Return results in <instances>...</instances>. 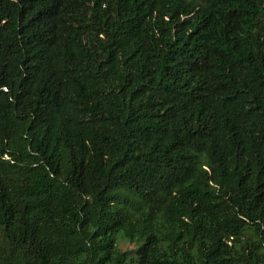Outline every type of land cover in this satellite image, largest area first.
<instances>
[{
  "label": "trees",
  "instance_id": "1",
  "mask_svg": "<svg viewBox=\"0 0 264 264\" xmlns=\"http://www.w3.org/2000/svg\"><path fill=\"white\" fill-rule=\"evenodd\" d=\"M0 264H264V0H0Z\"/></svg>",
  "mask_w": 264,
  "mask_h": 264
}]
</instances>
